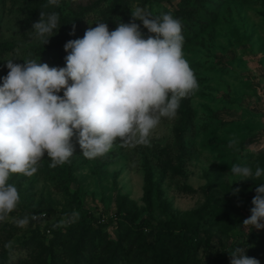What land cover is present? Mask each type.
Returning a JSON list of instances; mask_svg holds the SVG:
<instances>
[{
  "label": "rangeland",
  "instance_id": "1",
  "mask_svg": "<svg viewBox=\"0 0 264 264\" xmlns=\"http://www.w3.org/2000/svg\"><path fill=\"white\" fill-rule=\"evenodd\" d=\"M185 2L196 12L193 22L181 19L182 52L199 86L180 102L186 109L185 129L178 132L182 122L178 114L162 118L148 145L117 138L109 152L94 159L82 155L73 136L71 163L51 168L45 153L31 177L10 173L7 183L16 186L20 201L0 220V263L2 259V264L47 263L48 245L55 256H64L63 237L52 245L49 240L56 233L65 234L72 224H77L74 234L82 229L94 242L97 238L100 243L101 239L116 241L130 225L116 215L128 214L134 223L172 218L197 225L199 231L189 247L181 242V231L170 237L172 251L182 257L193 255L198 264H230L228 252L236 247L246 248V255L264 264V228L250 229L242 223L251 214L254 189L264 183V177L230 185L235 177L228 173L233 164L264 168V1ZM47 3L0 0V77L8 72L4 60L13 58L22 64L24 58H34L42 63L46 47L70 32L59 26L43 45L32 33L39 8L74 21L70 36L76 39L95 22L106 23L111 31L118 22L128 23L136 7L152 16H175L183 0H59L58 7L45 8ZM135 23L145 38L154 35L140 20ZM233 138L237 144L230 147ZM236 187L240 192L233 195L231 189ZM194 210L198 211L191 214ZM74 211L79 219L62 224ZM24 216L29 223L17 226ZM153 231L152 226L142 225L143 240L152 242ZM8 242L11 250L5 247Z\"/></svg>",
  "mask_w": 264,
  "mask_h": 264
},
{
  "label": "clouds",
  "instance_id": "2",
  "mask_svg": "<svg viewBox=\"0 0 264 264\" xmlns=\"http://www.w3.org/2000/svg\"><path fill=\"white\" fill-rule=\"evenodd\" d=\"M59 6L48 0L45 8ZM140 20L149 33L146 38L135 23ZM80 38L63 45L65 66L50 67L37 59L14 63L8 58L7 75L0 77V220L18 206L20 196L10 173L31 177L38 171L45 153L49 167L71 163L75 136L82 155L88 159L104 156L117 138L135 145L150 143V135L162 118H175L183 98L198 90L197 79L184 58L182 21L171 13L152 16L145 9L131 11L128 23L118 22L114 30L95 22ZM60 25L55 11L39 12L32 33L43 45ZM75 26L69 35H73ZM71 81V83H69ZM63 90V95L59 93ZM235 138L229 141L235 147ZM230 181L258 180L264 168L233 164ZM250 216L243 225L264 228V183L255 189ZM240 188H232L236 195ZM73 212L62 224L74 223ZM29 217L18 219L24 227ZM11 250L12 242L5 244ZM230 264H260L246 255V248L228 252Z\"/></svg>",
  "mask_w": 264,
  "mask_h": 264
},
{
  "label": "trees",
  "instance_id": "3",
  "mask_svg": "<svg viewBox=\"0 0 264 264\" xmlns=\"http://www.w3.org/2000/svg\"><path fill=\"white\" fill-rule=\"evenodd\" d=\"M198 1L199 0H193V2ZM41 10L53 12L51 10L39 8L38 14ZM195 10V8H191V6L187 5L185 0H183L182 6L174 12V17L193 22L195 20ZM59 19V26H66L69 31L73 29L74 21L60 14ZM69 39L73 38L67 33L52 45L47 46L44 53L42 52V63H47L50 67H64V57L67 53L64 51L63 45ZM177 114L182 118V122L177 128L179 129L178 132H180L184 130L187 125L185 116L186 109L183 103L180 104ZM146 181L147 184H149L148 177H146ZM144 192L145 195L148 194L149 186L145 187ZM197 211L198 210H194L191 214H196ZM32 212H34V210ZM116 216L118 219L124 218L130 221V225L128 228H125V232H123L121 238H118L116 241L101 239V243L99 242V238H97L98 240L94 242L93 236H91V234H83L82 229L79 230L77 234H74V228L77 224H72L65 234L56 233L59 236L55 234V236L49 240L52 245L53 242H59L58 238H61V236L63 237L61 241L67 244L64 256L58 257L57 254L55 256L48 245L46 250L48 260L47 263L44 264H198L193 255L182 257L179 252L172 251L171 249L174 247V242H172L173 240L170 237L174 231H181L180 240L186 247H189L199 231L197 225H187L183 221L176 222V220L172 218L166 221H157L153 224L148 220H142L141 223H134V218L128 214H117ZM109 221H111L110 218ZM142 225L152 226L154 228L152 242L143 240L142 232H140ZM202 232L206 234L205 230H202ZM139 239H141L140 243ZM204 243H206V238L204 239ZM2 263L3 259L0 264Z\"/></svg>",
  "mask_w": 264,
  "mask_h": 264
},
{
  "label": "built area",
  "instance_id": "4",
  "mask_svg": "<svg viewBox=\"0 0 264 264\" xmlns=\"http://www.w3.org/2000/svg\"><path fill=\"white\" fill-rule=\"evenodd\" d=\"M32 217H35V215L33 214Z\"/></svg>",
  "mask_w": 264,
  "mask_h": 264
}]
</instances>
